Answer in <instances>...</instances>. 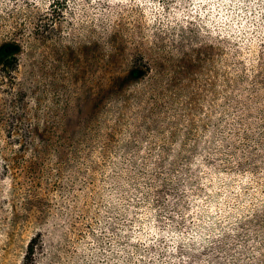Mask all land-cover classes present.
Instances as JSON below:
<instances>
[{"label":"rangeland","instance_id":"374dc122","mask_svg":"<svg viewBox=\"0 0 264 264\" xmlns=\"http://www.w3.org/2000/svg\"><path fill=\"white\" fill-rule=\"evenodd\" d=\"M26 262L264 264V0H0V264Z\"/></svg>","mask_w":264,"mask_h":264},{"label":"trees","instance_id":"16d2710c","mask_svg":"<svg viewBox=\"0 0 264 264\" xmlns=\"http://www.w3.org/2000/svg\"><path fill=\"white\" fill-rule=\"evenodd\" d=\"M3 48L4 49H2V52L6 55V60L1 65L5 66V65H7L9 59L11 58V53H10V50H6L8 48V46H3ZM138 70H139V68H138ZM133 72H136L135 68L133 69ZM16 119H20V118L16 117ZM33 251H34V248H33V245H32L30 247V250H29V253H28L29 255H28V257H26V261H29V258H31V255H32ZM26 264H27V262H26Z\"/></svg>","mask_w":264,"mask_h":264}]
</instances>
